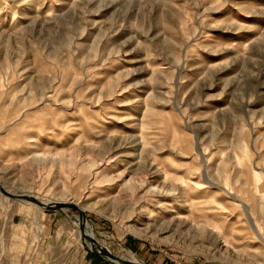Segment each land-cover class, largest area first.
<instances>
[{
    "label": "rangeland",
    "instance_id": "374dc122",
    "mask_svg": "<svg viewBox=\"0 0 264 264\" xmlns=\"http://www.w3.org/2000/svg\"><path fill=\"white\" fill-rule=\"evenodd\" d=\"M0 183L133 262L264 264V0H0ZM78 223L0 191V264H115Z\"/></svg>",
    "mask_w": 264,
    "mask_h": 264
},
{
    "label": "water",
    "instance_id": "95a60500",
    "mask_svg": "<svg viewBox=\"0 0 264 264\" xmlns=\"http://www.w3.org/2000/svg\"><path fill=\"white\" fill-rule=\"evenodd\" d=\"M0 191L10 197V198H14V199H18V200H23V201H27V202H32L34 204L39 205L42 209L44 210H63L65 208H71V209H75L76 211L79 212V229L81 232V238H82V243L84 244L85 248L94 253L95 255L108 260L111 263H115L113 260H117L120 263H115V264H145V263H141V262H133L132 260H127L124 258H121L115 254H113L109 248L103 244H101L96 238L95 236H90L87 233V214L84 210H82L79 205L72 203V202H45L39 198H37L36 196L33 195H28V194H13L10 193L9 191H7L4 186L0 183Z\"/></svg>",
    "mask_w": 264,
    "mask_h": 264
},
{
    "label": "bare ground",
    "instance_id": "6f19581e",
    "mask_svg": "<svg viewBox=\"0 0 264 264\" xmlns=\"http://www.w3.org/2000/svg\"><path fill=\"white\" fill-rule=\"evenodd\" d=\"M211 184V183H210ZM212 185V184H211ZM228 193L230 194V195H232L233 196V198H237L238 200H240V203L242 204V206H244V208H246V211H247V214H248V224H249V226L250 227H252L254 230H255V232H256V234L258 235V237L260 238V239H262L263 241H264V239H263V237L261 236V230H262V228H261V226L258 224V220L256 219V217H255V214H254V210H253V208H251V207H249V204H247L245 201H243V200H241V199H239L237 196H235V195H233L232 193H231V191L230 190H228ZM261 203V202H260ZM190 203L188 202V200H183L182 201V207L185 209V208H187L188 207V205H189ZM37 205V204H36ZM38 207H40L39 205H37ZM192 206V205H191ZM41 208V207H40ZM260 209H261V211H263L264 212V202H262L261 203V206H260ZM245 211V210H244ZM182 213V214H181ZM184 212H179V215L177 216L178 218H185L186 216L183 214ZM78 225H79V223H78ZM87 233L91 236V234H90V232H88L87 231ZM251 238V237H250ZM237 241V240H236ZM240 241V240H239ZM237 243V242H236ZM115 263H120L119 261H117V260H113Z\"/></svg>",
    "mask_w": 264,
    "mask_h": 264
},
{
    "label": "built area",
    "instance_id": "2783aa9c",
    "mask_svg": "<svg viewBox=\"0 0 264 264\" xmlns=\"http://www.w3.org/2000/svg\"><path fill=\"white\" fill-rule=\"evenodd\" d=\"M198 264H204V263H198Z\"/></svg>",
    "mask_w": 264,
    "mask_h": 264
}]
</instances>
